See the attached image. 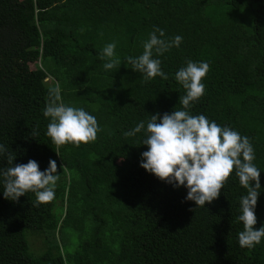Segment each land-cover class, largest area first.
<instances>
[{
    "label": "trees",
    "instance_id": "obj_1",
    "mask_svg": "<svg viewBox=\"0 0 264 264\" xmlns=\"http://www.w3.org/2000/svg\"><path fill=\"white\" fill-rule=\"evenodd\" d=\"M155 28L166 39L183 38L154 53L167 80H146L127 62L143 53ZM113 42L121 64L105 70L102 51ZM187 60L210 66L191 113L250 138L260 170L258 230L264 0H0V144L16 153L14 164L32 159L44 171L55 160L60 175L55 199L39 205L32 192L5 199L0 184V264H264V238L252 249L239 244L247 192L234 172L217 199L196 206L185 187L140 167L144 130L124 135L141 121L146 128L150 115L182 109L186 93L175 73ZM57 87L65 105L96 117L94 142H51L43 113Z\"/></svg>",
    "mask_w": 264,
    "mask_h": 264
},
{
    "label": "clouds",
    "instance_id": "obj_2",
    "mask_svg": "<svg viewBox=\"0 0 264 264\" xmlns=\"http://www.w3.org/2000/svg\"><path fill=\"white\" fill-rule=\"evenodd\" d=\"M182 39L179 35L166 39L164 31L155 28L143 44V53L135 58L127 57V62L143 73L146 80L157 76L167 80V74L161 70V61L154 58V53L156 56L163 55L171 48L179 47ZM115 48L113 42L102 51L101 59L108 61L103 66L105 70H112L121 64L119 59H114ZM209 70L206 62L187 60L186 66L175 73L176 81L186 93L179 97L182 109L165 112L162 116L159 113L150 115L146 128L145 122L141 121L124 135L134 136L144 130L146 138L142 145L147 146V151L141 153L140 167L174 187H185V199L194 201L196 206L204 207L217 199L234 172L247 192L240 198L241 214L237 217L243 226L238 234L239 244L252 249L264 238V225L254 229L257 223L255 207L261 185L260 170L253 163L255 154L250 138L210 121L203 114L193 115L190 111L193 103L204 95L205 84L202 81ZM43 114L50 119L46 134L56 146L94 142L101 130L94 115L83 108L65 105L58 87L50 89L49 102ZM36 134L33 131V135ZM0 158H4L7 165L0 166V184L3 185L5 199L16 202L28 192L35 194L37 205L55 199L60 179L55 160H49L44 171L32 159L26 164H14L16 153L3 144H0Z\"/></svg>",
    "mask_w": 264,
    "mask_h": 264
},
{
    "label": "rangeland",
    "instance_id": "obj_3",
    "mask_svg": "<svg viewBox=\"0 0 264 264\" xmlns=\"http://www.w3.org/2000/svg\"><path fill=\"white\" fill-rule=\"evenodd\" d=\"M34 64H29V68H34ZM68 236V234L67 233H62V235H61V238H62V242H63V240L66 242L68 239H65L66 237ZM32 248L33 249H36L38 246H39V244H38V242H33L32 241ZM67 247L70 249L71 248V246H69V245H67Z\"/></svg>",
    "mask_w": 264,
    "mask_h": 264
}]
</instances>
